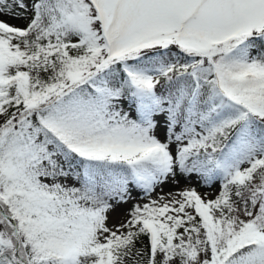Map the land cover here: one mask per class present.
<instances>
[{"label": "snow or ice", "instance_id": "snow-or-ice-1", "mask_svg": "<svg viewBox=\"0 0 264 264\" xmlns=\"http://www.w3.org/2000/svg\"><path fill=\"white\" fill-rule=\"evenodd\" d=\"M0 264H264V0H0Z\"/></svg>", "mask_w": 264, "mask_h": 264}, {"label": "rangeland", "instance_id": "rangeland-1", "mask_svg": "<svg viewBox=\"0 0 264 264\" xmlns=\"http://www.w3.org/2000/svg\"><path fill=\"white\" fill-rule=\"evenodd\" d=\"M5 19H8V18L5 17ZM9 23L23 26V23L24 22L23 21L9 19ZM187 183L188 182L187 181H184V180H181L179 184H175V183H172V182H168V183L162 185L160 188H157L156 191L152 194V198L155 199L159 195H167L168 193L175 192L178 189L184 187ZM197 191L199 193H201V194H209V197L211 198L216 193L217 186H214L212 188L197 187ZM136 199H137V201H139L141 203L146 202V201L141 200L139 196H137ZM128 207H130V205H125L123 208L119 209L116 213H112L110 215V221H109V223L110 224H113V223L120 222L121 218L124 215L125 210Z\"/></svg>", "mask_w": 264, "mask_h": 264}]
</instances>
